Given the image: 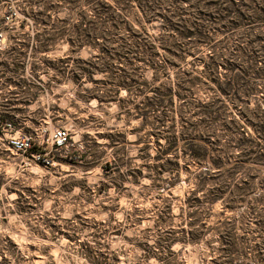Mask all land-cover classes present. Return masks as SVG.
I'll return each instance as SVG.
<instances>
[{
	"label": "rangeland",
	"instance_id": "obj_1",
	"mask_svg": "<svg viewBox=\"0 0 264 264\" xmlns=\"http://www.w3.org/2000/svg\"><path fill=\"white\" fill-rule=\"evenodd\" d=\"M77 11L53 0H0V33L8 50L20 49L13 58L23 65L8 72L0 64V264H247L262 248L264 187L230 206L214 199L226 185L200 179L214 156L239 159L237 139L263 142L245 108L264 104V80L237 81L239 62L220 41L234 44L238 33L211 28L179 59L156 39L161 18H144L154 51L125 40L112 58L100 44L72 48L66 36L39 50L48 31L78 30ZM91 56L93 68L83 63ZM204 104L222 105L239 126L227 128L222 118L216 128L203 124L213 132L209 142L200 139L210 150L194 157L184 143L204 135L190 129ZM59 127L71 139L47 147L51 165L9 149L15 135L42 139Z\"/></svg>",
	"mask_w": 264,
	"mask_h": 264
},
{
	"label": "trees",
	"instance_id": "obj_2",
	"mask_svg": "<svg viewBox=\"0 0 264 264\" xmlns=\"http://www.w3.org/2000/svg\"><path fill=\"white\" fill-rule=\"evenodd\" d=\"M55 6L60 8L77 9L78 30H70L65 33L64 29L58 31H48L51 37L42 42L38 49L47 51L53 46L57 38L66 36L72 45V48L80 49L84 46L96 47L98 44L102 51L111 54L115 58L124 50L123 41L128 40L131 45L144 46L143 50H156L154 40L145 31V25H142V19L151 21L152 19L162 20L163 31L156 37L162 40L159 43L169 53L177 58H183V53L192 48H197L209 37V29L225 28V33H238L237 42L229 44V37L226 36L220 41H227L223 53L229 50L230 57L238 60L240 68L235 72V79L245 83H254L258 80H264V0H53ZM50 10L44 7L41 11L47 18L51 16ZM141 13L142 17L139 16ZM72 15H69L64 21H69ZM141 20V21H140ZM136 22V23H135ZM225 39V40H224ZM121 41V44L115 46L114 43ZM150 41V42H149ZM161 42V41H160ZM146 43L148 46H146ZM10 48L9 46L7 47ZM6 48V49H7ZM145 48V49H144ZM0 52V55H6L0 64L6 71L14 72L23 67L13 57L20 52L16 46L10 50ZM74 49V50H76ZM3 50V51H4ZM130 51V49H127ZM105 56V55H104ZM258 56L262 58L261 63L257 64ZM79 63V62H78ZM89 68L94 67L93 56L83 62ZM77 65H74L76 67ZM255 68V76H250V69ZM87 71V69H83ZM89 70V69H88ZM90 73V71H88ZM88 78L91 79L90 75ZM75 82L80 83L82 74L73 77ZM185 79H183L184 81ZM105 83V82H104ZM119 84V83H117ZM230 91L233 85H226ZM187 88V87H186ZM222 105L204 104L199 108L202 114L200 122L190 127L191 131L202 130L204 135L196 134L195 138L184 143V146L191 148L192 156L205 157L210 148L206 142L210 141L209 135L213 134L210 129L202 128L207 124L213 128L217 127L220 119L227 128L232 125L239 126L235 118H229L220 111ZM246 114L252 120L255 131L263 139V142H256L252 136L241 137L237 139V147L241 149L238 160L232 163H225L222 156H214L213 163L208 169L200 172L201 181L220 180L227 188H220L221 192L216 194L214 199H222L228 205L233 206L237 201L245 200L247 196L255 191L259 185L264 187V104H256L254 107H246ZM221 119V120H222ZM204 139V141H200ZM214 143H216L214 141ZM214 168V169H213ZM214 181V182H215ZM217 182V181H216ZM226 190L229 191L224 195ZM263 194V192H262ZM253 194L250 200L257 199ZM260 220L264 224V209H260ZM230 225V222H224ZM232 227V226H231ZM232 229L225 232L229 236L227 250L231 251L234 245L231 238ZM260 240L258 244L262 247L258 255H254L248 263L264 264V227L260 231Z\"/></svg>",
	"mask_w": 264,
	"mask_h": 264
},
{
	"label": "built area",
	"instance_id": "obj_3",
	"mask_svg": "<svg viewBox=\"0 0 264 264\" xmlns=\"http://www.w3.org/2000/svg\"><path fill=\"white\" fill-rule=\"evenodd\" d=\"M6 48L5 37L0 33V48ZM71 139L70 131L65 127L52 129L48 136L38 139L32 135L13 136L9 140V149L16 154H24L30 161H37L45 166L53 163L47 147L61 149L67 147ZM30 157V158H29Z\"/></svg>",
	"mask_w": 264,
	"mask_h": 264
}]
</instances>
